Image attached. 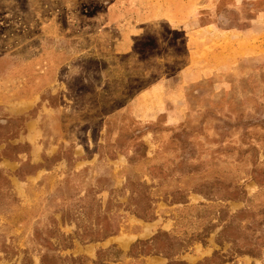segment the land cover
<instances>
[{"label":"rangeland","instance_id":"374dc122","mask_svg":"<svg viewBox=\"0 0 264 264\" xmlns=\"http://www.w3.org/2000/svg\"><path fill=\"white\" fill-rule=\"evenodd\" d=\"M134 2L0 0V155L15 156L0 157L10 186L0 176V264H41L47 250L86 264H167L144 253L158 231L184 244L174 260L195 264L218 250L230 258L222 264H264V247L241 255L215 241L225 221L232 234L250 216L264 229V50L161 101L149 91L179 84L186 33L165 20L118 29L105 19L106 7ZM196 21L254 27L249 38L264 47V0H203ZM18 143L28 153L8 149ZM27 162L40 166L15 176ZM146 204L152 221L131 213Z\"/></svg>","mask_w":264,"mask_h":264},{"label":"crops","instance_id":"0c3cea01","mask_svg":"<svg viewBox=\"0 0 264 264\" xmlns=\"http://www.w3.org/2000/svg\"><path fill=\"white\" fill-rule=\"evenodd\" d=\"M134 4L123 10H116L114 5L106 7L105 19L118 29L128 27L134 21L146 23L165 20L172 28H182L186 33L189 52L187 62L176 76L179 84L166 89L164 85L172 80H161L149 91H162L161 101L167 98L178 102L180 83L188 84L218 72H227L240 60L258 56L264 50L261 42L249 38L254 27L234 32L210 23L198 25L196 11L197 7L203 5V0H139V5H136L137 2ZM126 38L127 35H122L120 43H128ZM127 45L130 48V43Z\"/></svg>","mask_w":264,"mask_h":264},{"label":"trees","instance_id":"16d2710c","mask_svg":"<svg viewBox=\"0 0 264 264\" xmlns=\"http://www.w3.org/2000/svg\"><path fill=\"white\" fill-rule=\"evenodd\" d=\"M9 121V120H8ZM8 121L7 124H8ZM5 128V127H2ZM8 149H17L15 152V155L17 156L19 153H28L30 146L27 143L24 144H8ZM0 157L2 158H7L13 160L14 157L8 155V154H1ZM129 162L131 161L130 158ZM29 167V169L25 170L22 174H20L19 171L15 172V176L18 178L22 179L25 175L32 174L37 168H39L40 165H34L31 164L30 162L25 163ZM1 176V172H0ZM2 179L5 182V185L7 186L8 189H10L9 186V181L5 176H1ZM198 193H202L200 190H195ZM243 192V191H242ZM132 196L134 194L131 192ZM203 195L205 197H208V194L206 192H203ZM226 198L231 199L234 198V196H226ZM136 205V204H135ZM138 205V204H137ZM145 210H137L136 208L131 210V213H133L136 217L144 220V221H152L155 219V214L153 211V208L151 207L150 204L144 205ZM229 217L235 219L237 218V215L231 214ZM258 218L257 216H250V220L247 222L243 223L241 225V221L237 222V228L242 227L241 232L237 234H232V232H228L231 226L230 221L227 222L225 221L224 224L222 223L220 231L217 233L216 236V243L218 245H222L224 241L233 243L235 246L234 252L236 254H250L254 255L255 252H258L261 250L262 247H264V229H260L259 227L262 225L261 222L257 221ZM117 232V228H114L113 230H110L106 232L104 235L101 236H90L88 238H85L84 241L86 242H94V241H99L104 238H106L109 235L115 234ZM91 233V232H90ZM95 233V230L92 231L91 235ZM100 235V234H99ZM62 238H67V236L60 234ZM160 236H166V238H169L170 244L166 246V248H161L160 247V242L158 241ZM79 239L81 240L80 236ZM196 240L201 241L202 244H204V240L200 238H195ZM143 243H150L152 245V249L148 252H144L146 254H163L165 257L168 258L167 264H190L187 263L183 260H174L172 259V256L177 254L179 251L178 248L182 247L184 244L179 243L178 241H175V237L169 235L165 231H158L150 240H145L142 241ZM64 248H70L71 243L68 245L65 244L63 245ZM176 247V248H175ZM164 249V250H163ZM230 258L227 257L225 254H220L218 250H214L211 256L205 257L203 260L195 263V264H222L226 261H229ZM88 261L87 258L83 256H61L59 254L51 253L48 250L45 251L41 256H40V263L41 264H86ZM93 263L98 264V261L92 260Z\"/></svg>","mask_w":264,"mask_h":264}]
</instances>
